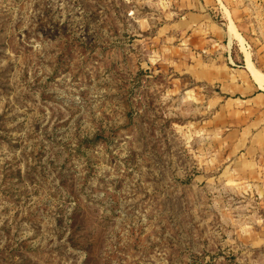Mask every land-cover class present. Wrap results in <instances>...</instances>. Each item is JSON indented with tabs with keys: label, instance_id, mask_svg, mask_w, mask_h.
<instances>
[{
	"label": "rangeland",
	"instance_id": "obj_1",
	"mask_svg": "<svg viewBox=\"0 0 264 264\" xmlns=\"http://www.w3.org/2000/svg\"><path fill=\"white\" fill-rule=\"evenodd\" d=\"M222 11L264 75V0H0V264H264V153L186 72Z\"/></svg>",
	"mask_w": 264,
	"mask_h": 264
},
{
	"label": "crops",
	"instance_id": "obj_2",
	"mask_svg": "<svg viewBox=\"0 0 264 264\" xmlns=\"http://www.w3.org/2000/svg\"><path fill=\"white\" fill-rule=\"evenodd\" d=\"M222 12L224 23L221 26L225 27V31L213 23L209 26L214 33L210 35L203 54L210 56L201 57L202 54H198L193 57V62L187 65L186 72L194 84L217 89L215 100H218L220 116H238V120L243 119L244 122L241 123L245 124V129L242 134L245 138L240 147L248 152L256 150L264 153V89L256 84L247 69L246 59L239 44L237 50L232 51L233 41L237 40L229 35V27L232 25L238 34L234 24L236 19L234 20L229 11L228 15L226 11ZM220 40L222 45H219ZM250 62L255 68L251 57Z\"/></svg>",
	"mask_w": 264,
	"mask_h": 264
},
{
	"label": "bare ground",
	"instance_id": "obj_3",
	"mask_svg": "<svg viewBox=\"0 0 264 264\" xmlns=\"http://www.w3.org/2000/svg\"><path fill=\"white\" fill-rule=\"evenodd\" d=\"M229 35L233 36L234 38H236V40L239 42L241 47V50L243 52V55L246 59V66L247 69L249 70L250 74L252 75L254 81L256 82V84L261 88L264 89V75L261 74L259 71H257L253 65L250 62V55L249 53L245 50L244 46H243V42L241 40V38H239L238 34L236 33V31L234 30L233 26L231 25L229 27ZM231 38V37H230ZM232 40V39H231ZM230 44V43H229Z\"/></svg>",
	"mask_w": 264,
	"mask_h": 264
}]
</instances>
